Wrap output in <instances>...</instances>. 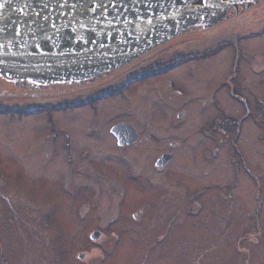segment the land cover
<instances>
[{"label": "rangeland", "instance_id": "374dc122", "mask_svg": "<svg viewBox=\"0 0 264 264\" xmlns=\"http://www.w3.org/2000/svg\"><path fill=\"white\" fill-rule=\"evenodd\" d=\"M243 14L224 21L222 16L201 33L184 31L145 51L151 54L136 61L133 71L177 57L196 59L135 80L124 95L99 102L96 112L83 106L28 116L0 113V264H264V103L255 108L259 122L243 119L238 137L255 180L230 144L244 108L227 90L234 83L252 106L254 96L264 98V3ZM228 35L237 38L245 57L236 76ZM167 76L185 96L169 87ZM2 86L5 105L78 97L61 92L44 99L25 91L14 97L12 82L0 76ZM181 107L187 118L170 119ZM119 118L137 128L138 144L118 147L108 126ZM65 133L70 161L61 144ZM84 147L89 157L80 156ZM171 149L175 159L156 172L153 157ZM191 194L198 204L189 215ZM94 229L100 232L96 239Z\"/></svg>", "mask_w": 264, "mask_h": 264}, {"label": "water", "instance_id": "95a60500", "mask_svg": "<svg viewBox=\"0 0 264 264\" xmlns=\"http://www.w3.org/2000/svg\"><path fill=\"white\" fill-rule=\"evenodd\" d=\"M240 1L0 0V74L38 83L92 78L194 25L214 23ZM111 132L120 144L137 138L127 122Z\"/></svg>", "mask_w": 264, "mask_h": 264}, {"label": "flooded vegetation", "instance_id": "af4514ba", "mask_svg": "<svg viewBox=\"0 0 264 264\" xmlns=\"http://www.w3.org/2000/svg\"><path fill=\"white\" fill-rule=\"evenodd\" d=\"M263 3H264V0H245V1L237 2V4L235 6H232V7L228 8L225 11L222 21H224V19L228 18L229 16H233V17L240 16V17H243L244 16L243 13L247 9H249L251 7L258 6V5L263 4ZM237 21H239V20H237ZM204 26H206V25H204V24L194 25V26L188 28L187 30H185V33H183L182 35L186 36V35L193 34V33H201L202 31L205 30ZM237 27H238V25L235 26V28H237ZM182 35H178V36H176V37H174L172 39L181 38V37H183ZM228 36L230 37V35H228ZM172 39H170V40H172ZM170 40H168V41H170ZM229 40H230L229 41L230 45H232L234 47V53H233V57H232L231 61H232V67L234 68L233 74H234V76H236V74L240 70L239 60L242 59V58H245V57H241L240 58V56L241 55L243 56V54H241L239 52V45H238V42H237V38L230 37ZM168 41L163 42L158 47L163 46ZM147 52H150V51H147ZM147 52L141 54L137 58L125 63L124 65H122L120 67L114 68V69L109 70V71L102 72L101 74H99L97 76H94L92 78L83 79L81 81H75V82H72V83H69V82H67V83H38V82H33V81L29 80V79H17V80H14V85L17 88L22 89L25 92H28L26 94L32 93L31 95L35 96L36 98H44L45 99V98H49L50 96H51V98H54V97H58L59 93H61V92H62V94L67 93V96H71L73 98V94L76 93L78 95V97H76L77 99H74L72 101H68V102L75 103V105L72 108H64V109H60V110H72V111H74L75 109H77L79 107L86 106V107L90 108L93 112H96V111H98V107H99L98 103L99 102H101L103 100H106V99H109V98H112V97L117 96V95H124L125 91H127L129 89V85L133 83V82H130V83L128 82L129 79L132 76H134V75L140 76L143 73V71H146V74H145L143 80H141V81L144 82L145 80L149 79L150 77H157L159 75H162V74L170 72L174 68H177V67L181 66L183 64L182 63L183 61L186 63L189 60L196 59L194 56H191L190 58H188L186 60L184 59L183 61H180V59H178L179 57H177L176 59H174L171 62L172 64L171 63H167L165 65H162L161 66L162 69L160 71H158V72H156V70L153 68L155 66H152L150 68L149 67H147V68L146 67H142L139 70V72L133 71V68L131 66L134 65V63L136 61L138 62L139 60H141V58L146 57L149 54H151V53L148 54ZM212 52H214V51L213 50L211 52L205 51L204 53H202L201 55H197L196 57L198 59H200L201 57H204L206 55L210 56ZM144 55H146V56H144ZM169 64L172 65V66L166 67ZM122 75H125L126 77L122 78L121 82L117 81V82H114L112 84L110 83L111 85L108 84V85L102 86L103 83H107V81L109 82L110 80L111 81H115L113 79H117L119 76H122ZM126 79H127V82L123 85V83H124V81ZM166 80H168L169 87L172 88V90L175 93H177L179 95H182V96H185L186 93L182 89V86L180 84L175 83V80L172 77L167 76ZM235 80L236 79H234V81ZM141 81H139V82H141ZM134 82H136V81H134ZM116 83H119V84L116 85ZM239 83H240V81H238L237 85L241 87L242 85H240L241 83L240 84ZM98 85H101V87H99ZM243 87H245V85L242 86V88ZM249 90L252 93H254L251 89H249ZM102 91H105L107 93V95L104 96V97H100L99 94ZM109 93H110V95H108ZM31 95L29 94V96H31ZM218 95L220 96V94H218ZM227 95L229 97H231L232 99H234L236 102L240 103L241 106L244 108V112L241 115H239L238 118H237L238 120H237V125H236V134L233 136V138L230 139V144L232 146L233 153H234L233 156L234 157H236V156L239 157V158L238 157L237 158H238V160L240 159L243 162V163L241 162V164H242V168L244 169V171L246 170V172H248V176L255 180V178H256L255 170H252V169H250V167L245 165V161H244L245 157L243 155V149H242L241 145H239L240 143H238V137H239V135H240V133L242 131V128H243V119H246L248 116H252V118L254 119V122H256V121L259 122V120H257V119H260V118L258 117V115L256 113V110H258V109L260 110V108H257L258 107L257 106V102H258L259 105L261 103H264V98L258 97L257 95L254 96V104L255 105L252 106L251 99H249L246 95L242 94L241 92L236 91V89L234 88V83L231 85V88H229L227 90ZM81 96H83V97H81ZM213 97L214 96H212V98ZM158 99H160V98H158ZM160 100H162V99H160ZM36 104H42V103L38 102ZM206 106H207V104H205V106L203 107V110H204V108ZM253 108H254V110H253ZM255 108H256V110H255ZM199 109H201V107H199ZM60 110H53V111H60ZM176 110L177 109L172 111L173 115L171 114L170 119H185V117L187 118L188 115L186 116V111H187V114H188V110H186V108L181 107L177 111ZM211 111H212V109H211ZM196 113H202V112L201 111L199 112V110H198ZM212 115H213V111H212V114H210V116H212ZM198 117L201 118L203 116L202 115H198ZM96 118L98 119V117L93 116L92 119H96ZM86 119H88V118H86ZM149 119H151V118H149ZM227 119H230V118L227 117ZM174 121L175 122H180V120H174ZM47 122L50 123V124L54 123L53 119L51 117H50V119L47 118ZM119 122H127V123H129L126 120V118H119V120L113 121L108 126L109 133H110V135H112V137H113L114 141L116 142V144L118 145V147L123 149V148H126V147H131V146H133L135 144H138L139 141H140V136L141 135H140V133H139V131L137 130L136 127H135V129H136V132H137V138L134 141H131V142L125 143V144H120L118 142V140L115 137V135L111 132V127L114 124L119 123ZM227 128H229V126H227ZM218 131H221V130L218 129ZM64 135H65V137L61 140V144L63 146V149L66 152L67 160L70 161L72 159L70 157V140L67 137L66 133ZM208 136L209 137H213V132L210 133ZM176 142L177 141H169V144H175ZM85 150H88V153H85ZM90 153H91L90 149L84 147L82 149L81 153H80V156L89 157ZM164 154H170L171 156L167 160H164V161L159 160V158L162 155H164ZM235 154H236V156H235ZM174 159H175V151L174 150L171 149V150H163V151H161L160 153L156 154L153 157V159H152V164L154 165L153 166L154 170L156 172L165 171L167 169L168 165L170 163H172ZM234 170L238 173L239 169L236 166V167H234ZM128 171H129V169H128ZM196 201H197L196 200V196L191 194L190 195V203L191 204H189V206H186V210H187L189 215L193 214L194 211L196 210L195 205L198 204ZM83 209L86 210L87 208H83ZM189 210H191V211L189 212ZM132 216H133L134 219H136L137 213L133 212ZM258 227L260 228L259 224H258ZM94 232H98L100 234V232L98 230H95V229L91 232V234L94 233ZM245 235H251V234L246 232ZM252 235H255V234L253 233Z\"/></svg>", "mask_w": 264, "mask_h": 264}, {"label": "trees", "instance_id": "16d2710c", "mask_svg": "<svg viewBox=\"0 0 264 264\" xmlns=\"http://www.w3.org/2000/svg\"><path fill=\"white\" fill-rule=\"evenodd\" d=\"M169 66H172V65L169 64L166 67H169ZM153 68L156 70V72H158V71H160L162 69L161 66H155ZM142 74L140 76H137V75L132 76L129 79V81L130 82H134L137 79H139V81L143 80V78H144V76L146 74V71H143ZM0 76L4 77L6 80L12 82V84H13V88H12L13 92L12 93H14L13 94L14 97H19L18 95H20V93L24 92L22 89H19V88H17L14 85V80L13 79L8 78L7 76L2 75V74H0ZM126 82H127V79L124 81L123 85ZM53 83H67V82H53ZM0 88H4V87L2 86ZM26 95L29 96V94H26ZM99 95H100V97H104V96L107 95V93L105 91H102V92H100ZM74 105H75V103H72V102H60V103H55V104H50V103H46V104H43V103L42 104H36V103H34L33 104V103H31V104H27L25 106L0 104V113L17 114L18 116H28V115L39 113V112H43V111L51 112L53 110H60V109H64V108H72Z\"/></svg>", "mask_w": 264, "mask_h": 264}]
</instances>
